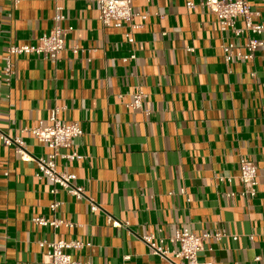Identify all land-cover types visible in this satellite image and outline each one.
I'll return each instance as SVG.
<instances>
[{
    "label": "crops",
    "instance_id": "0c3cea01",
    "mask_svg": "<svg viewBox=\"0 0 264 264\" xmlns=\"http://www.w3.org/2000/svg\"><path fill=\"white\" fill-rule=\"evenodd\" d=\"M188 1L201 0H136L135 9L150 15L132 45L126 27L102 24L95 0H0V132L47 157L51 149L23 129L47 125L54 108L61 122L80 123L72 150L84 157L59 160L58 168L75 173L73 184L100 206L93 211L39 179L37 162L0 139V264H44L40 242L59 240L89 243L69 253L91 264H172L144 236L163 237L172 249L168 238L184 228L226 234L203 245L200 263L264 264V46L253 61L227 65L222 45L232 36L215 14L188 9ZM250 4L264 24V0ZM56 5L63 26L72 27L66 49L55 63L13 56L8 83L7 47L36 44L51 30ZM138 90L144 108H127ZM241 159L257 165L254 197L242 195ZM54 201L62 205L52 211ZM36 217L74 227L40 225Z\"/></svg>",
    "mask_w": 264,
    "mask_h": 264
},
{
    "label": "built area",
    "instance_id": "2783aa9c",
    "mask_svg": "<svg viewBox=\"0 0 264 264\" xmlns=\"http://www.w3.org/2000/svg\"><path fill=\"white\" fill-rule=\"evenodd\" d=\"M19 2L20 0H16ZM99 7V20L105 27L123 28L126 27L125 37L128 43H136V34L145 27V21L150 13L147 11L137 10L134 7L136 0H95ZM188 9L198 7L206 8L216 15L220 28L224 33H230L231 39L225 41L222 45L223 58L227 65L235 61H253L257 51L264 46V24L258 23L255 19L260 13L253 9L250 0H201L198 3L193 1L187 2ZM61 5H56L53 16V26L48 33H44L36 44L14 45L7 47V57L5 74L6 81L11 82L15 73V64L12 57L22 54H36L49 59L53 63L57 62L60 54L66 49V36L72 30V27H64L63 22L66 16ZM241 21V25L239 22ZM243 40L242 44H237L236 40ZM78 52V47L74 48ZM131 55L124 59V62L135 59ZM129 95L121 94V99ZM129 101L125 106L129 109H143L146 94L142 90L130 94ZM59 108L51 111L49 123L39 125L38 127L23 129V132L32 133L40 142L45 143L51 153L47 157H35L27 149L26 143L21 136L9 137L0 132V139L6 146H13L17 153L24 161H36L38 172L36 176L39 179L48 178L54 185H58L68 193L74 195L78 200H87L91 204L93 211L98 210L100 206L92 199L88 198L85 189L73 184L77 179L75 173L65 170H59L58 161H75L82 159L84 156L78 151L72 150L73 142L76 138L81 137L83 129L78 122L63 123L59 120ZM149 113V110H146ZM257 165L249 160L241 159L239 179L245 186L242 195L249 194L254 197L257 194ZM52 193H57V188H53ZM62 205L60 201H54L50 204L52 211H55ZM36 223L44 226L74 227L71 221L48 219L45 217H36ZM108 222L113 226H121V223L109 216ZM226 236L223 232H205L203 234H194L189 229H179L168 240L175 245V248H168L165 245V239L155 234L144 236L145 242L149 245L151 251L168 260L172 264H214V262L200 263L198 254L203 245L209 240H221ZM40 246L46 247L44 264H91L73 259L69 250L82 249L90 246L89 243H83L78 240H59L40 242ZM259 262L261 257H256Z\"/></svg>",
    "mask_w": 264,
    "mask_h": 264
}]
</instances>
